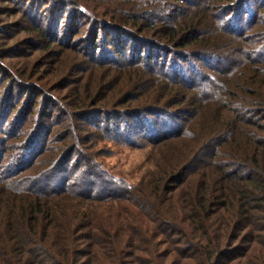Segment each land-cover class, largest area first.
<instances>
[{"label":"trees","instance_id":"obj_1","mask_svg":"<svg viewBox=\"0 0 264 264\" xmlns=\"http://www.w3.org/2000/svg\"><path fill=\"white\" fill-rule=\"evenodd\" d=\"M197 1L211 17L191 18ZM197 1L0 0L18 15L0 20V264H264V43L216 55L230 67L210 90L193 60L214 59L190 50L208 47L206 28L231 35V13L250 28L264 0ZM249 95L260 116L243 114ZM207 97L217 110L197 143L185 132ZM87 140L148 142L149 170L135 184L108 178ZM45 158L27 186L21 173Z\"/></svg>","mask_w":264,"mask_h":264},{"label":"rangeland","instance_id":"obj_2","mask_svg":"<svg viewBox=\"0 0 264 264\" xmlns=\"http://www.w3.org/2000/svg\"><path fill=\"white\" fill-rule=\"evenodd\" d=\"M193 1H197V0H193ZM239 1L240 0H238L237 2ZM248 1L251 2L250 0ZM198 2L199 1H197V3ZM212 2L216 8L226 5L227 3L226 2L222 4L221 0H212ZM173 3L174 1H170L169 5ZM1 7H3L6 11H8L7 8H5V6L0 3V20L2 21L6 20L10 23L17 20L18 15L16 13L12 14L13 11H10L7 14H5V11ZM201 7L202 6L200 3L196 5L194 10L192 11L191 18H197L198 16H203L205 18L209 16V14L211 17L212 12H209L208 14H206L205 11L201 9ZM217 12L218 11H216V13ZM234 16L235 14L231 13L227 17L231 23L228 26L229 32L232 33L231 35H228L226 32H224L223 30L220 31L219 29L215 30L214 32L213 27L206 28V30L211 34L210 39L208 41L209 42L208 47L201 43H195L190 49L194 51V53L197 52L198 49L200 50L206 49L207 54L214 59V61H210L209 66L202 64L203 60H201L202 57L200 56H199L200 60H197L196 58L193 60L194 63H196L198 67L201 68V71H202L201 73H199V76L197 75V77H199V79H207L205 82L207 83L209 90L211 88H215L214 87L215 83L221 82L222 77L227 75L228 67H230V65L227 67V65L218 62L217 61L218 58L216 55L223 54V56L226 59V63H227L228 62L227 60L229 59V57L233 55V54H230L232 51L237 50L239 52L241 49L245 51H247V49L254 50L256 49L257 46L261 45V43H264V12L259 16V19H257L256 17L255 22L252 24L250 28H247L248 15H246L245 12H241L237 17L238 24H239L238 28L237 26H234L233 23L231 22V19ZM240 29H242L243 33L241 35H238V30ZM201 32L208 34L204 30H202ZM24 38H26V35L24 34L19 35L18 42L20 41V39L22 40ZM184 40H188V39H184ZM214 42H216L217 44L216 48H213ZM171 48L173 49V47ZM210 49H217V50L211 52ZM171 57L172 56H169V58ZM218 57H221V56H218ZM65 60L67 62H71L72 59L70 57H66ZM195 60H197V62ZM143 63L144 61H142L141 64L138 65V68L140 70L146 71L147 73H150L151 77L149 79L151 81H154L155 79L162 80V78L157 76V75H160V73H158V70L154 72H149L144 69ZM162 83L163 85H167L165 81H163ZM226 91L230 94L235 92V91H232L230 88L228 89L226 88ZM151 98L152 96H150L149 94H145V96L141 98V102H143L144 104L145 102L149 103ZM247 99L251 100L252 98L249 95ZM253 99L251 100L250 103L246 104V106H249L250 108H246L243 111V114L247 112H253V113L255 112V113H258L257 115L260 116L261 107L259 106L258 102L253 101ZM183 100H184L183 96L173 99L172 103L176 104L178 111H185V107L181 104ZM235 102H240L244 104L243 100L235 101ZM227 103H228L227 101L224 102L223 106L226 107V110H229L230 108ZM216 110H217V105L214 102L210 101L208 97L207 99H204L203 102H200L199 109H198V117L194 119L192 123L193 131L192 129H189L185 132V134H187L193 141L200 143L198 139H201L203 137L204 131L206 132L205 125L208 124V122L212 121ZM147 118H148V121L154 120L155 123L157 121L152 116H149ZM143 122L147 123V121L145 120ZM8 124L9 123H3V126L0 127V134L9 132V128L7 127ZM29 136H30V133L27 132V135H23L22 137L20 135H17L11 139V141H14L13 143L9 144V151L11 152H9L8 158H6L4 162V168L8 166L7 172L9 173L14 172L16 168L14 163H17V168L19 167L18 165H20L19 164L20 160L19 161H16V160L20 158L19 157L20 153L23 152V149H21V146L24 140L22 139L23 138L26 139L27 137L29 138ZM87 142H89L87 146L85 145L84 146L86 147L88 152L90 151V149L96 152V155L99 156L98 158L99 163L104 168V170L108 172V175H109L108 178H112L117 181L124 180V181H127L128 183L135 184L138 182L141 176L144 175L145 172L149 170L150 159L152 160L153 158L152 150L154 149V147H151L150 145L152 144H149L148 142L146 143L140 142L139 144V141H138L136 142L137 144L133 145V147L123 146V145H118V144H110L106 147H101V146L98 147L97 144H95L93 140H90V141L87 140ZM18 144H19V149L16 148ZM158 147L162 148L163 146H158ZM55 154H57L56 151H54L51 156L49 155L50 157L49 156L47 157H49V159L52 160V157H54ZM10 157H12L11 160H9ZM49 159L45 158V161H42V162H41V159H39L35 163L34 168L32 167L28 170H25L23 173H21V178L28 179L29 183L26 184L27 186L31 185V177L35 175L40 176L43 174V171H45L48 166L46 161Z\"/></svg>","mask_w":264,"mask_h":264}]
</instances>
